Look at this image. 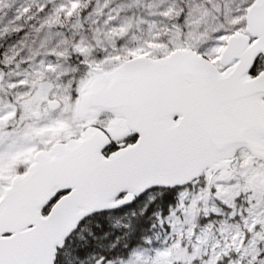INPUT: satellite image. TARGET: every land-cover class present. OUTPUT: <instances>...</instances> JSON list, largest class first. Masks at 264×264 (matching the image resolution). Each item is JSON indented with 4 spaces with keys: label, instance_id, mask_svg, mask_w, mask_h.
<instances>
[{
    "label": "snow or ice",
    "instance_id": "6c2138e0",
    "mask_svg": "<svg viewBox=\"0 0 264 264\" xmlns=\"http://www.w3.org/2000/svg\"><path fill=\"white\" fill-rule=\"evenodd\" d=\"M227 19L231 29L215 33L208 51L168 48L153 58L147 49L166 46L150 43L128 53L104 103L130 114L129 134L114 138L91 120L78 134L62 122L28 128L19 142L0 133V264H264V220L210 254L190 252L179 238L152 250L151 240L132 244L135 232L114 235L102 225L137 205L147 212L157 194L183 199L186 187H204L210 165L198 164L190 178L177 171L196 147L233 157L243 147L264 159V0H243ZM87 102L82 88L77 110ZM94 132L102 146L90 144ZM256 179L264 181V170ZM93 222L100 235L86 227ZM159 226L172 234L163 216Z\"/></svg>",
    "mask_w": 264,
    "mask_h": 264
},
{
    "label": "rangeland",
    "instance_id": "374dc122",
    "mask_svg": "<svg viewBox=\"0 0 264 264\" xmlns=\"http://www.w3.org/2000/svg\"><path fill=\"white\" fill-rule=\"evenodd\" d=\"M53 1L64 3L70 0H0V133L4 134L6 141L19 142L28 128L43 127L53 122L66 124L68 134L81 131L82 123L74 113L75 100L90 78L81 63L98 64L104 71H111L121 61L129 59L130 51L147 49L150 43L166 46L147 49L153 58L163 56L168 48L197 47L201 52L208 51L214 43L213 35L231 29L232 24L227 17L234 15L243 4V0H152L146 2L147 8L140 16L139 27L123 22L124 35L116 37L111 32L102 33L96 44H91L87 37H82L76 21V25L71 23L63 30L55 31L45 13L32 12L26 17V10L31 5L39 3L44 6ZM125 7H128L125 3L118 4L111 12L119 10L113 15L121 16ZM182 15L183 20L179 24L178 19ZM158 22L162 23L166 36L153 38L151 34ZM65 29H75L76 36H66ZM122 37L125 39L121 40ZM120 41L126 43L122 50L118 44ZM97 49L99 59L94 55ZM75 54L81 58L71 57ZM73 60H81L80 65L74 64ZM48 100L59 104L56 111L47 109ZM37 114L38 119L35 120L33 115ZM66 138L67 135L61 136V140ZM33 139L38 143V138ZM246 153L244 150L237 153L234 174L222 172L210 179L209 173L205 177L204 191L198 186L194 197L184 192L179 208L171 216V222L175 224L173 232L162 237L158 247H165V241L170 244L179 238L191 252L195 240L202 251L206 249L210 254L217 244L231 245L232 237L243 234L252 221L259 224L264 220V181L256 179L257 173L264 170V164L254 161ZM210 188L212 192H209ZM236 201L246 205L239 228L232 227L218 236L204 232L201 237L194 235L192 238L199 213L207 219L210 212L220 213L216 203L233 210L237 207ZM184 225L190 236L181 232ZM258 231H264V225ZM151 249H147L145 255H150Z\"/></svg>",
    "mask_w": 264,
    "mask_h": 264
},
{
    "label": "trees",
    "instance_id": "16d2710c",
    "mask_svg": "<svg viewBox=\"0 0 264 264\" xmlns=\"http://www.w3.org/2000/svg\"><path fill=\"white\" fill-rule=\"evenodd\" d=\"M151 1L152 0H70L64 3H56L53 1L44 6L39 3L33 4L26 10L25 15L27 17V15L29 16V13L32 12L38 14L45 13L46 18L51 19L49 21L52 27L55 26V31L60 29L63 30L64 26L68 27L71 23L76 21L78 23L77 29L81 32L82 37H87L91 44H96L97 37L99 35L101 36L102 33L111 32L116 37L124 35L122 30L123 22L128 23V25L139 27L138 23L140 21V16L143 10L147 8L145 6L146 2L149 3ZM124 3L128 7H125V9L121 12L122 15H113L119 13L120 11H113L112 14L111 9L114 6H118V4L123 5ZM73 4H75L76 7H72ZM94 7H96L95 10H93ZM181 7L186 9L182 4ZM69 12L71 13L70 15ZM182 20L183 15L178 19V23L181 24ZM28 24L29 23L27 21L25 26L26 29L28 28ZM161 24L162 23L158 22L157 25H155L154 32L151 34V37L159 38L166 36V31ZM181 28L183 30L182 26ZM65 35L76 36L75 29H65ZM120 39L122 40L125 38L122 37ZM10 41L6 44H9ZM118 44L120 50L125 48V41H120ZM94 55H97L96 58L99 59L98 56L100 55V52L98 49ZM71 57L81 58L78 54ZM80 63L81 60H78L77 62L74 61V64L80 65ZM198 186L199 185L194 188L187 187L184 189V192L187 195L194 197L197 195ZM202 188L200 187V190L204 191ZM236 202L237 207L233 210L216 203L221 211V215L211 213L208 219H203V214L199 213L195 222L193 233H195V235H200V237L204 234V232L214 233L218 236L220 232L223 233L225 230H229L232 227L239 228V226H241V221L236 218H232V215L234 214L233 217H236L238 213H241L236 209L238 207L243 209L246 205H240L239 201ZM170 206L173 213H176L175 211L180 206V198L176 193L169 192L163 199H160L159 194H157L156 203L152 204V206L147 209V212L144 208L137 205L128 209L124 215L117 214L110 220H103V230L110 231L114 235L123 236L125 229H127L128 232L136 233V236H134V239L131 241L132 244L139 243V238L142 237L152 241L151 248L158 247L162 237L169 235L165 228L159 226L161 217L163 216L164 218L165 227L169 223H171L172 227L175 225L171 222L173 217H169ZM86 227L91 229L95 235H100L101 233V230L95 228V222L86 225ZM181 232L190 236V231L185 225ZM85 237L88 238L87 233H85ZM194 237L195 236L193 235L192 238L194 239ZM194 243L195 245L198 244L195 240ZM144 247L147 248L146 245ZM144 247L142 246L141 251L144 250Z\"/></svg>",
    "mask_w": 264,
    "mask_h": 264
},
{
    "label": "water",
    "instance_id": "95a60500",
    "mask_svg": "<svg viewBox=\"0 0 264 264\" xmlns=\"http://www.w3.org/2000/svg\"><path fill=\"white\" fill-rule=\"evenodd\" d=\"M233 48L235 50H239V42H235L233 44ZM127 62L128 61L122 62L120 66L116 67L110 72L103 71L98 65H95L94 67L88 65L87 67L89 68L92 75L89 82L83 87V89L87 93L88 102L86 104L81 105L79 111L77 110V106L75 104V116L79 121L83 122L84 124H88L89 120H91V122L95 124V119L102 114H108L121 119L122 124L120 128H117V122L111 123L108 128H105L108 131L109 135L113 136L114 138L127 135L132 130L130 114L121 113L120 115H117L104 103L108 99V97L113 94L115 88L119 83L114 79L113 74L116 73L117 69H123L127 67ZM50 105H54V107ZM47 106L50 111H54L57 109L58 104L55 101H51L47 104ZM226 119L230 120V118ZM102 140V133L94 132L89 136V142L92 146H102ZM241 149H244L248 152L247 148L242 147L239 150ZM257 150L264 151V144H258ZM252 158L264 164V159H261L259 157ZM233 159L234 157L228 152L227 149H219L214 152H206L203 148L196 147L189 154L185 162L177 169V171L184 178H190L192 175L195 174L197 165L200 163H204L210 165L209 171H211L212 174H216L221 170H229Z\"/></svg>",
    "mask_w": 264,
    "mask_h": 264
},
{
    "label": "flooded vegetation",
    "instance_id": "af4514ba",
    "mask_svg": "<svg viewBox=\"0 0 264 264\" xmlns=\"http://www.w3.org/2000/svg\"><path fill=\"white\" fill-rule=\"evenodd\" d=\"M33 117L37 118L38 115H33ZM95 121H97L96 125H98L100 128L106 127V126H108V125H110L111 123H114V122H117V128H120V126L122 124V120L116 119V118H114L112 116H109V115H101ZM232 167H233V165L231 166L230 171H222V172H226V173L229 172L227 174H234L235 170ZM236 210L240 211L241 213L240 214L238 213L236 217H233V215H234L233 214L232 218H236L237 220H240L241 217H243L245 215V212H244L245 211V207L243 209L238 207ZM242 213H243V216L241 215Z\"/></svg>",
    "mask_w": 264,
    "mask_h": 264
}]
</instances>
